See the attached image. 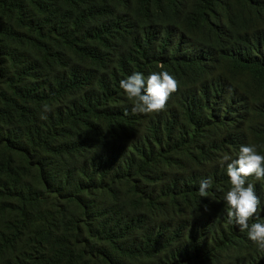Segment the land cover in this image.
Instances as JSON below:
<instances>
[{
	"label": "trees",
	"instance_id": "16d2710c",
	"mask_svg": "<svg viewBox=\"0 0 264 264\" xmlns=\"http://www.w3.org/2000/svg\"><path fill=\"white\" fill-rule=\"evenodd\" d=\"M160 71L167 110L133 113L120 80ZM241 145L264 155V0H0V264H264L228 223Z\"/></svg>",
	"mask_w": 264,
	"mask_h": 264
},
{
	"label": "clouds",
	"instance_id": "9594fccd",
	"mask_svg": "<svg viewBox=\"0 0 264 264\" xmlns=\"http://www.w3.org/2000/svg\"><path fill=\"white\" fill-rule=\"evenodd\" d=\"M127 98L133 102L132 112L145 115H156L165 112L171 95L177 92L179 81L167 71L152 72L146 78L141 72H134L119 82ZM52 111L47 104L43 113ZM41 114V119L47 116ZM221 166L226 164L231 188L224 200L229 208L228 223L239 226L241 232H247L248 238L261 250H264V223L250 221L259 220L260 198L256 194L255 184L249 182L251 177L256 181H264V155L254 145H241L237 158L228 155L222 157ZM212 187L211 178L202 179L199 184V195L208 197ZM205 211L207 206L205 205Z\"/></svg>",
	"mask_w": 264,
	"mask_h": 264
}]
</instances>
